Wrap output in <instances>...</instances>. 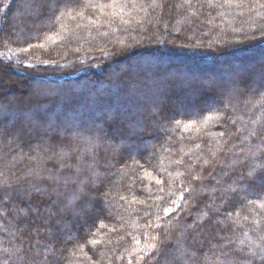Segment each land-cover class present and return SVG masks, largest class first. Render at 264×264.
Here are the masks:
<instances>
[{"label":"trees","instance_id":"obj_1","mask_svg":"<svg viewBox=\"0 0 264 264\" xmlns=\"http://www.w3.org/2000/svg\"><path fill=\"white\" fill-rule=\"evenodd\" d=\"M262 236L264 0L0 3V264H264Z\"/></svg>","mask_w":264,"mask_h":264},{"label":"rangeland","instance_id":"obj_2","mask_svg":"<svg viewBox=\"0 0 264 264\" xmlns=\"http://www.w3.org/2000/svg\"><path fill=\"white\" fill-rule=\"evenodd\" d=\"M6 1H8V0H0V3L6 2ZM71 21H73V20L72 19L67 20V22L64 23L63 27H68L67 24L70 23Z\"/></svg>","mask_w":264,"mask_h":264},{"label":"snow or ice","instance_id":"obj_3","mask_svg":"<svg viewBox=\"0 0 264 264\" xmlns=\"http://www.w3.org/2000/svg\"><path fill=\"white\" fill-rule=\"evenodd\" d=\"M181 199H183V197H181ZM173 203H174V201H173ZM165 212L166 213H170L171 212V209H165ZM261 239L264 240V236H262Z\"/></svg>","mask_w":264,"mask_h":264}]
</instances>
